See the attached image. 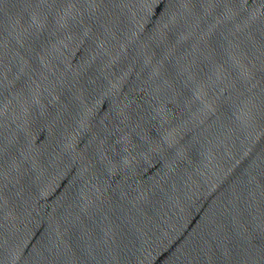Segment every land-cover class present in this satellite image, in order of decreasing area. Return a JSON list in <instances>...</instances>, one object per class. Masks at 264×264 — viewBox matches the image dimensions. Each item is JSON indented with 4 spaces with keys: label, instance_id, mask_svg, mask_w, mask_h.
<instances>
[{
    "label": "water",
    "instance_id": "1",
    "mask_svg": "<svg viewBox=\"0 0 264 264\" xmlns=\"http://www.w3.org/2000/svg\"><path fill=\"white\" fill-rule=\"evenodd\" d=\"M0 264H264V0H0Z\"/></svg>",
    "mask_w": 264,
    "mask_h": 264
}]
</instances>
